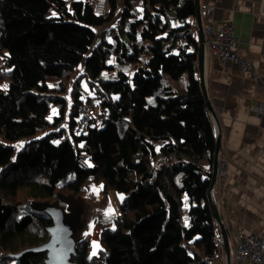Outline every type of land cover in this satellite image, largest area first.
<instances>
[{"label": "trees", "instance_id": "obj_1", "mask_svg": "<svg viewBox=\"0 0 264 264\" xmlns=\"http://www.w3.org/2000/svg\"><path fill=\"white\" fill-rule=\"evenodd\" d=\"M93 5L0 0V264L44 262L46 252L11 257L50 238L53 220L34 204L81 197L90 181L127 200L102 251L89 259L81 239L76 264H219L209 199L216 137L196 73V0H107L103 14ZM84 101L109 118L77 135ZM52 108L59 115L49 122Z\"/></svg>", "mask_w": 264, "mask_h": 264}, {"label": "crops", "instance_id": "obj_2", "mask_svg": "<svg viewBox=\"0 0 264 264\" xmlns=\"http://www.w3.org/2000/svg\"><path fill=\"white\" fill-rule=\"evenodd\" d=\"M261 2L201 0L202 6L208 4L212 8L208 20L203 18L204 35L208 21L233 24L239 40L237 51L254 60L258 74V79H254L253 72L242 71L232 62L223 65L218 55L205 46V84L218 117L217 122L212 119L214 134L221 135V158L227 161V173L218 177L212 194L228 232L229 244L234 247L242 234L264 232V14ZM196 40L199 48L198 25ZM198 61L197 49L196 73L200 77ZM220 242L226 259L223 238ZM222 261L221 258L219 264Z\"/></svg>", "mask_w": 264, "mask_h": 264}, {"label": "water", "instance_id": "obj_3", "mask_svg": "<svg viewBox=\"0 0 264 264\" xmlns=\"http://www.w3.org/2000/svg\"><path fill=\"white\" fill-rule=\"evenodd\" d=\"M197 13H196V22L199 27V48H198V63L200 66V80L202 83V87L204 90L206 102L208 109L210 111L212 119L214 121H218V117L216 112L212 106V103L209 100L205 78H204V55H205V35H204V26H203V18L201 16V0H196ZM222 152V138L220 134L216 136V155L215 161L213 165V177L211 182V187L209 190V199L212 206V211L214 214V218L222 232V238L225 245V253H226V264H232L231 260V248L229 244L228 232L221 220L220 213L218 212L216 203L213 198V188L217 183L219 177V162ZM74 195H64L59 193L58 200L54 202H37L34 204V209L39 210L43 213L48 214L52 220L53 224L47 226V230L50 234L49 240L38 247H33L22 251L19 254L11 255L14 259H19L22 254L29 251H37V252H46L47 256L44 262L40 264H76L72 260V258L76 255V247L78 242L81 239H75L79 228H76L77 224L74 223V214L76 212V208H74L75 201ZM65 205V207H64ZM72 213V214H71ZM76 224V225H75Z\"/></svg>", "mask_w": 264, "mask_h": 264}, {"label": "built area", "instance_id": "obj_4", "mask_svg": "<svg viewBox=\"0 0 264 264\" xmlns=\"http://www.w3.org/2000/svg\"><path fill=\"white\" fill-rule=\"evenodd\" d=\"M93 6L97 13L103 14L107 9V0H94ZM211 9L208 4L201 5V16L208 20L211 15ZM260 9L264 14V0L261 2ZM238 41L233 24L225 22L218 25L212 21H208V26L205 29L206 46L218 55L223 65L232 62L242 71L253 72L254 79H258L254 60L248 59L238 53ZM255 111H260V108H255ZM100 116L103 119H108V111H102L94 103L84 101L77 109L75 133L84 134L92 121ZM218 173L219 176L227 173V161L224 157H220ZM217 244L219 255L223 260L220 264H226L223 245L220 241H217ZM232 264H264V232L261 235L242 234L240 241L234 247Z\"/></svg>", "mask_w": 264, "mask_h": 264}, {"label": "rangeland", "instance_id": "obj_5", "mask_svg": "<svg viewBox=\"0 0 264 264\" xmlns=\"http://www.w3.org/2000/svg\"><path fill=\"white\" fill-rule=\"evenodd\" d=\"M115 22H111L106 26L115 25ZM83 63L78 67V72L83 70ZM186 79V78H185ZM154 98H150L153 101ZM98 121V125H100ZM15 149H18L17 145H14ZM103 184H96L94 181H90L86 185V193L81 197L75 198L74 208L76 212L74 214V223L76 222V228H79L75 239L88 238L91 244V253L93 251L92 242L97 241L100 248L103 249L101 243V235L105 229L113 228L116 219L122 213L121 208L126 202V196L116 191H106L103 185L101 189L99 186ZM95 186V190H94ZM98 192V195H97ZM120 195L124 197L123 201L120 199ZM58 200V199H57ZM109 206L114 210V214L105 216L104 213L108 210ZM65 207V205H64ZM72 214V213H71ZM75 224V225H76ZM94 224V227L90 228L89 225ZM88 232L89 235L85 236L84 233ZM232 253L234 254V245L230 246ZM224 251V250H223ZM100 251H98L99 253ZM90 253V254H91ZM17 261H10L8 264H16Z\"/></svg>", "mask_w": 264, "mask_h": 264}, {"label": "snow or ice", "instance_id": "obj_6", "mask_svg": "<svg viewBox=\"0 0 264 264\" xmlns=\"http://www.w3.org/2000/svg\"><path fill=\"white\" fill-rule=\"evenodd\" d=\"M139 10L142 11V9H139ZM98 14H99V13H98ZM57 15H58V14L55 13V12L52 13V16H53V17H55V16H57ZM176 26H178V25L175 24V23H173V27H176ZM93 31H95V30H93ZM109 42H110V43L112 42V41H111V37H109ZM189 51H191V49H189ZM176 54L178 55L179 53H176ZM5 55L7 56L8 54H5ZM108 62H109V63H112L113 61H112V60H109ZM8 71H11V69H8ZM113 78L115 79V77H113ZM105 79H107V75H106V74H105ZM129 83H131V82L129 81ZM2 87H3V89H4L5 91H6L7 88H8L7 85H3ZM48 87H49V88H52V87H58V85H52V84H49ZM85 89L87 90V85H85ZM80 98H81L82 100L84 99L83 96H81ZM68 99H69V106H71V98L69 97ZM115 99H119V97L117 96V97H115ZM150 102H151V101H150ZM98 103H99V101H97V104H98ZM51 113H52L51 115H49V116L46 117V119H47L49 122H52V118H53L54 115H59V110H58L57 108H52V109H51ZM93 119H94V117H93ZM93 126H95V125H93ZM61 127H65V128H66L67 125H62ZM56 131H59V129H56ZM76 134H77V135H80L79 132H77ZM86 134H87V133H85V135H86ZM45 135H47V133H45ZM42 138H43V137H37V139H42ZM69 139H70V137H69ZM53 143L59 145L60 141H59V140H54ZM79 146H80L81 148L84 147L83 143H81ZM22 147H23V144L21 143V144L18 146V150H19V148H22ZM158 150H159V149H157V151H158ZM13 160H15V157H13ZM84 163L87 164L89 167H92V166H93V165L90 163V158L86 159ZM99 187L102 189V188H103V185H100ZM94 190H95V186H94ZM97 195H98V192H97ZM120 199H121V201H123L124 197H123L122 195H120ZM112 214H114V210L109 206L108 210L104 213V215H105V216H109V215H112ZM185 226H189V225H188V221H187V219H186V221H185ZM89 227H90V228L94 227V224L89 225ZM112 227H113V230H115V225H113ZM84 235H85V236H88L89 233H88V232H85ZM92 247H93V251H92L91 256L89 257V259H91L92 257L96 256V255L98 254V251H102V249L100 248V245L98 244L97 241H93V242H92ZM190 255H191V254H190Z\"/></svg>", "mask_w": 264, "mask_h": 264}]
</instances>
